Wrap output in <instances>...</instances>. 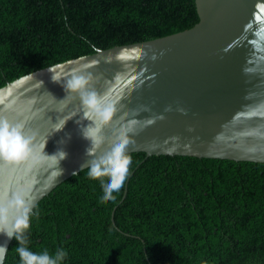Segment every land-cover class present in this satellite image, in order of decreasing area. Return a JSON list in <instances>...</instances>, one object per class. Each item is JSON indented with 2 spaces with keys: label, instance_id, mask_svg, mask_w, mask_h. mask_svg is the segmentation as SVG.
<instances>
[{
  "label": "trees",
  "instance_id": "trees-1",
  "mask_svg": "<svg viewBox=\"0 0 264 264\" xmlns=\"http://www.w3.org/2000/svg\"><path fill=\"white\" fill-rule=\"evenodd\" d=\"M198 21L195 0H0V88ZM127 155L115 201L101 202L100 181L79 171L29 213L26 247L64 249L61 264H264V163ZM18 246L14 238L3 264H20Z\"/></svg>",
  "mask_w": 264,
  "mask_h": 264
},
{
  "label": "water",
  "instance_id": "water-1",
  "mask_svg": "<svg viewBox=\"0 0 264 264\" xmlns=\"http://www.w3.org/2000/svg\"><path fill=\"white\" fill-rule=\"evenodd\" d=\"M195 3L199 21L189 29L97 49L0 88V120L18 126L32 147L23 160L0 159V203L22 195L32 212L87 168L91 139L96 156L124 143L126 154L264 163V0ZM76 77L111 109L108 120L67 88ZM58 149L68 154L59 166L46 156ZM13 239L0 233L7 251Z\"/></svg>",
  "mask_w": 264,
  "mask_h": 264
},
{
  "label": "clouds",
  "instance_id": "clouds-1",
  "mask_svg": "<svg viewBox=\"0 0 264 264\" xmlns=\"http://www.w3.org/2000/svg\"><path fill=\"white\" fill-rule=\"evenodd\" d=\"M53 82H56L53 79ZM57 83V82H56ZM86 80L83 77H76L68 81L67 88L74 92H79L83 103L95 113H98L103 120H108L111 109L105 107L94 92L81 91L85 89ZM64 87V86H63ZM63 128H58L61 131ZM84 138L90 140L86 131L82 130ZM91 146L87 149V155L93 157L88 161V176L93 180H99L103 188L101 202L115 201L114 192H119L124 186V182L129 173L131 157L125 152L124 143H116L102 155H94V148L98 146L95 139H91ZM59 143L63 144L64 141ZM46 146V145H45ZM32 152L30 138L27 137L18 126L10 125L8 122L0 120V159L6 161H20L27 158ZM67 152L58 149L54 154L47 155L48 158L56 160L58 166L60 162L67 158ZM62 175L63 169L59 167ZM75 176V173H73ZM106 178V179H105ZM31 206L25 202L22 195H16L7 205L0 203V233L8 239L15 238L19 246L15 248L20 264H61L67 256L64 249H57L50 253L47 249L37 253L26 247V237L24 232L29 228V213ZM7 253V246L0 245V264H3Z\"/></svg>",
  "mask_w": 264,
  "mask_h": 264
}]
</instances>
